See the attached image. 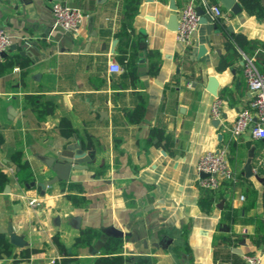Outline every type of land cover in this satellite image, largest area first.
<instances>
[{
    "label": "crops",
    "instance_id": "crops-1",
    "mask_svg": "<svg viewBox=\"0 0 264 264\" xmlns=\"http://www.w3.org/2000/svg\"><path fill=\"white\" fill-rule=\"evenodd\" d=\"M210 1L222 7L225 17L212 20L205 13L207 22L194 33L191 47L183 49L167 24L171 2L178 14L186 0H141L126 33L123 0H0V27L12 38L3 59L16 56L28 64L24 77L17 65L0 76V169L10 179L9 191L0 192V232H13L23 241L13 244L16 254L24 248L41 250L22 261L1 258L0 264H53L61 257L56 235L66 251L77 255L67 264H94L112 228L126 233L123 255L152 264H248L249 253L259 254L264 264V166L253 171L264 157V139L253 138L251 128L234 137L222 124L229 126L250 102L242 56L218 69L230 34L264 43V18L243 7L234 14L219 0ZM53 2L85 13L79 33L53 26ZM90 17L94 31L88 28ZM27 39L38 43L41 55L31 57L34 47L20 55ZM200 45L207 50L201 57ZM132 52L136 58L129 64ZM113 61L121 72L109 71ZM210 77L218 82L217 95L207 90ZM28 94L54 101V112L41 119L26 102ZM216 97L223 101L218 125L210 114ZM140 102L142 119L129 121L127 112ZM62 117L75 129L70 137L59 133ZM153 128L162 130L159 143ZM80 145L89 160L63 164L65 178L59 177L58 153L72 154ZM222 148L237 181L224 182L205 211L196 163L202 153ZM14 151L29 162L24 175L33 179L27 184L11 161ZM63 183L82 189L64 190ZM69 193L87 202L76 206ZM86 228L96 229L99 237L74 245ZM258 235L262 239L256 243Z\"/></svg>",
    "mask_w": 264,
    "mask_h": 264
},
{
    "label": "trees",
    "instance_id": "trees-1",
    "mask_svg": "<svg viewBox=\"0 0 264 264\" xmlns=\"http://www.w3.org/2000/svg\"><path fill=\"white\" fill-rule=\"evenodd\" d=\"M141 0H123L124 8V30L126 33V28L130 25V21L138 13L139 4ZM242 5L243 9L251 14L255 15L260 19L264 18V8L261 0H238ZM128 43H126V46ZM226 55L220 59L218 64V69H224L227 66L233 64V62L242 56V53L247 55H252L256 53V64L258 68L264 71V53L257 52V48L260 47L264 50V43H261L257 40L248 39L242 33H232L230 34L225 41ZM129 46L128 49H130ZM126 53V50H122ZM126 55V54H125ZM126 58V57H125ZM136 58V53L132 52L129 56V64L133 63ZM19 66L21 69V76L26 75L25 68L28 66L27 62H21L16 56H6L0 62V76L8 72L14 66ZM155 68V64L152 63L150 71ZM26 102L36 111L37 115L42 119L46 115L52 114L55 110V103L49 99H42V96L39 94H28L25 96ZM144 104L140 102L134 109L127 112L129 121L138 122L142 119L144 115ZM59 133L64 137H70L74 134L75 129L72 126V123L69 118L62 117L58 123ZM152 137H157L159 143L163 138L162 130L153 128L151 130ZM4 141V137L0 131V144ZM90 144L91 140H90ZM12 163L18 168V178L23 184H27L32 181L33 177L31 174L24 175L25 172L29 171L30 165L29 162L24 159L21 151H14L11 155ZM260 172L264 173V168H260ZM8 175L0 169V192L4 190L5 186L9 182ZM62 189L64 190H79L81 191L82 187L76 183H63ZM216 191L204 190L203 196L201 197L199 204L200 207L209 211L212 207L213 201L216 199ZM68 198L76 206H81L87 202V198L84 196H79L76 194L69 193ZM263 207H264V192H263ZM99 237V233L96 229L86 228L82 229L79 235L75 238L74 245H87L92 244L95 239ZM262 239V236H256L254 240L256 243ZM54 242L57 243L60 251L61 257L56 259L53 264H67L71 260L77 259V255L66 251L64 245L60 242L58 236H54ZM123 247V238L120 236L111 235L107 237L104 242V245L100 249V252L96 255L94 264H152L150 260L144 257H139L137 259L125 256L122 254ZM38 248H24L19 254L14 252V245L11 243L9 236L5 232H0V259L4 257L12 256L15 261H22L29 259L32 254L40 252Z\"/></svg>",
    "mask_w": 264,
    "mask_h": 264
},
{
    "label": "built area",
    "instance_id": "built-area-1",
    "mask_svg": "<svg viewBox=\"0 0 264 264\" xmlns=\"http://www.w3.org/2000/svg\"><path fill=\"white\" fill-rule=\"evenodd\" d=\"M197 7L203 8L212 20L225 17L222 7L210 0H186L184 6L178 12V28L175 31L176 40L182 45L183 49L191 47L193 35L201 24ZM51 10L55 18L54 27H60L69 34H77L82 30L86 16L81 9L72 8L61 2H53ZM11 44L10 34L0 27V62ZM242 64L244 76L251 92L250 102L247 107L238 111L235 120L229 126L223 122L222 124L234 137L241 136L251 128L253 138L264 139V71L258 68L256 58L253 55L249 56L242 53ZM14 69L19 70V67ZM109 71L112 73L121 72L122 67L119 63L113 61L109 65ZM222 105V99L216 97L210 106L211 117L218 120L219 124L222 120ZM263 166L264 157L259 159L253 171L257 173L259 168ZM196 169L200 174L198 186L203 190L216 191L226 181H237L227 150L224 148L202 153L197 160ZM201 174H205V176H201ZM241 197L243 198V196ZM30 203H37V200H31ZM245 259L248 264H262L261 256L257 253L246 254Z\"/></svg>",
    "mask_w": 264,
    "mask_h": 264
},
{
    "label": "water",
    "instance_id": "water-1",
    "mask_svg": "<svg viewBox=\"0 0 264 264\" xmlns=\"http://www.w3.org/2000/svg\"><path fill=\"white\" fill-rule=\"evenodd\" d=\"M105 0H99L100 3L104 2ZM221 2V4L224 6L225 9L231 11L234 14H238L239 12H241L242 10V6L240 5V3L237 0H219ZM170 8L173 10V13L171 14V16L169 17L168 20V24L167 27L171 30H177L178 28V14L176 13L177 11V7L173 4V2H171ZM197 12L200 15V23H206L207 22V18L205 16V11L203 8L201 7H197ZM89 25L88 28L91 31H94L92 29V17L89 18L88 20ZM229 30H231V28L229 27ZM93 36L96 35V32L92 33ZM116 41V39H115ZM114 41V43H115ZM16 45H13L12 47L15 48ZM33 47L35 49H37V53H33V55H31V57L34 56H39L42 54V52L38 51V43L36 41H32L30 39H27L24 44L21 46L22 50L20 51V55L25 57L27 51H32ZM206 47L204 45H200L199 47V57H201L202 55H204L206 53ZM140 62L144 61V58H140L139 59ZM207 90L212 93L217 95V90H218V82L216 80L215 77H210L209 78V84L207 86ZM215 124H219L218 120H215ZM86 151L85 149L80 145V147L78 149H74L72 154H65L63 152H59L58 153V161L60 163L61 166L56 167L55 169L58 170L59 173V177L61 178H65V176H62V174L60 173V171H62L64 169V167L62 166L63 164H69L70 166L72 164H82L83 162H87L89 159H83V157L86 155ZM250 170V169H249ZM201 176H205V174H201ZM32 185H34V182H32ZM42 187H46V184L41 183L40 184ZM9 191V184H7L3 190V192H8ZM218 206H221V203L218 204ZM263 226H264V221H263ZM110 233L112 235L115 236H120V237H124L126 236V233H124L122 230L116 229V228H112L110 229ZM9 239L11 241L12 244L15 245H22V240H20V238L13 232L9 233ZM103 245V241L98 240L97 241V246H102ZM239 251V253H242L241 250H236Z\"/></svg>",
    "mask_w": 264,
    "mask_h": 264
}]
</instances>
